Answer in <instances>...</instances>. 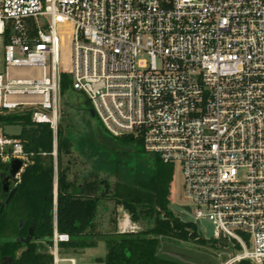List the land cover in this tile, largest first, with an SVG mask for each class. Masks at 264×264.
Instances as JSON below:
<instances>
[{"label": "built area", "instance_id": "1", "mask_svg": "<svg viewBox=\"0 0 264 264\" xmlns=\"http://www.w3.org/2000/svg\"><path fill=\"white\" fill-rule=\"evenodd\" d=\"M0 40V113L50 126L53 149L37 154L56 173L71 72L109 134L179 168L183 207L227 242L224 264H264V0H0ZM27 142L0 127L18 174L36 155ZM54 204L51 264H105L62 255Z\"/></svg>", "mask_w": 264, "mask_h": 264}, {"label": "rangeland", "instance_id": "2", "mask_svg": "<svg viewBox=\"0 0 264 264\" xmlns=\"http://www.w3.org/2000/svg\"><path fill=\"white\" fill-rule=\"evenodd\" d=\"M2 59L3 40H0V68L3 67ZM65 74L68 77L62 94L60 127L69 142V152L63 153V168L67 172L68 180L74 185L94 181L95 194L107 191L105 183H108L109 189L105 192V197L99 201L94 219V232L97 235L100 234L93 237L97 245L76 251L62 249V255H73L80 262H98L104 259L107 253L106 241L101 239L103 236L113 237L134 232L146 233L148 237H154L147 232L155 226L157 214L138 211V219L135 220L133 214L124 205L118 203L117 199L128 197L136 190L152 191L151 176L155 168V158L144 150L143 143H139L138 139L134 138V142H131L126 138L111 137L100 118L89 112L92 103L89 101L88 107L85 103L87 97L74 88L73 74L71 72ZM35 152L34 158L50 155L37 154V152H47L45 150ZM54 175V191L58 193L59 164L57 173L54 169ZM116 194H120L121 197ZM169 199V209L174 217L191 224L196 236L186 238L155 236L157 238L154 247L156 256L176 264H224L228 261L231 258L228 244L224 239L214 237L213 224L206 219L197 223L194 215L184 209L182 174L177 167L170 183ZM149 207L146 208L150 212L151 207ZM125 218L129 219L131 226L122 232ZM42 244L39 250L49 252L50 244L47 245L46 242Z\"/></svg>", "mask_w": 264, "mask_h": 264}, {"label": "trees", "instance_id": "3", "mask_svg": "<svg viewBox=\"0 0 264 264\" xmlns=\"http://www.w3.org/2000/svg\"><path fill=\"white\" fill-rule=\"evenodd\" d=\"M67 75L62 74L61 87L62 94L67 85ZM87 106H90L89 99H85ZM3 124H22L24 126L33 125L27 112L0 113V127ZM34 136L28 137L27 148L30 150H45L51 152L53 149V132L48 124H38L33 127ZM111 135V134H110ZM26 136V133L23 134ZM126 138L134 142L131 136L115 137ZM58 193H57V224L61 233H67L70 240L62 242L63 250L76 251L97 245L94 236V219L98 211V203L108 192V183H105L106 190L100 194H95L96 184L94 181L87 184L74 185L68 180L66 170L63 168V153L69 152V142L64 136L61 127L58 130ZM142 143L141 139H138ZM155 158V168L151 176L153 182L152 191L136 190L128 197L118 198V203L122 204L132 214L135 220L138 219V211L141 213H155V226L147 233L154 237H148L142 233L130 232L118 236L101 239L106 241L107 253L104 259L100 260L105 264H176L158 258L155 254V236H196L191 224L184 223L175 218L169 209L170 183L175 174L173 165L164 163L159 156ZM5 162L0 159V168L5 166ZM55 175L53 156H36L34 161L26 166L22 172L21 194L24 197V218L29 221L35 220L34 235L40 239L24 243V251L16 260V264H51L52 255L47 250H39L42 243L51 244L54 229V198H55ZM86 191H93L87 193ZM151 208H150V207ZM146 207H149L150 212ZM1 229V228H0ZM97 236H100L97 235ZM16 249V245L14 248ZM240 264H252L248 260H243Z\"/></svg>", "mask_w": 264, "mask_h": 264}, {"label": "flooded vegetation", "instance_id": "4", "mask_svg": "<svg viewBox=\"0 0 264 264\" xmlns=\"http://www.w3.org/2000/svg\"><path fill=\"white\" fill-rule=\"evenodd\" d=\"M9 165L0 168V264H16L28 236H32L30 241L38 240L34 235L35 220L24 218L22 173L13 174ZM15 245L16 249H10Z\"/></svg>", "mask_w": 264, "mask_h": 264}, {"label": "water", "instance_id": "5", "mask_svg": "<svg viewBox=\"0 0 264 264\" xmlns=\"http://www.w3.org/2000/svg\"><path fill=\"white\" fill-rule=\"evenodd\" d=\"M89 112L95 116V111L93 108H89ZM3 129V133L6 135H10V136H15V137H21L23 136L24 133H26L27 137H33L34 136V131H33V127H37V125L33 126V125H28V126H24L22 124H3L2 126ZM11 168V171L13 174H17L20 169L23 166V162L20 159H13L11 164L9 165ZM13 192L10 196V198L12 197ZM9 198V199H10ZM185 208L187 210H189L190 208L188 206H185ZM32 238V236H28L27 239H25V241H30Z\"/></svg>", "mask_w": 264, "mask_h": 264}, {"label": "bare ground", "instance_id": "6", "mask_svg": "<svg viewBox=\"0 0 264 264\" xmlns=\"http://www.w3.org/2000/svg\"><path fill=\"white\" fill-rule=\"evenodd\" d=\"M126 225H128V226L130 225V222L128 219L126 220Z\"/></svg>", "mask_w": 264, "mask_h": 264}, {"label": "crops", "instance_id": "7", "mask_svg": "<svg viewBox=\"0 0 264 264\" xmlns=\"http://www.w3.org/2000/svg\"><path fill=\"white\" fill-rule=\"evenodd\" d=\"M80 185H82V184H80ZM55 194H57V192Z\"/></svg>", "mask_w": 264, "mask_h": 264}]
</instances>
